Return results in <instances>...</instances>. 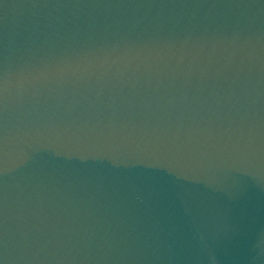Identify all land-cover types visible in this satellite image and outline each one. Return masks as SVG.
Masks as SVG:
<instances>
[{
  "label": "water",
  "instance_id": "obj_1",
  "mask_svg": "<svg viewBox=\"0 0 264 264\" xmlns=\"http://www.w3.org/2000/svg\"><path fill=\"white\" fill-rule=\"evenodd\" d=\"M0 264H264V0H0Z\"/></svg>",
  "mask_w": 264,
  "mask_h": 264
}]
</instances>
